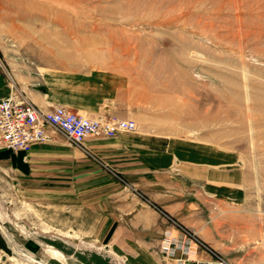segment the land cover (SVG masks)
<instances>
[{"label": "rangeland", "instance_id": "374dc122", "mask_svg": "<svg viewBox=\"0 0 264 264\" xmlns=\"http://www.w3.org/2000/svg\"><path fill=\"white\" fill-rule=\"evenodd\" d=\"M63 8L71 6L0 0V56L59 77L92 67L127 75L135 94L141 89L150 106L158 105L156 115L142 117L144 124L230 157L215 167L224 177L192 186L196 207H157L119 173L117 180H101L103 207L96 208L104 218L136 230L148 225L138 236L160 229L147 244L123 240L117 250L145 251L156 264L218 258L264 264V0H88L74 9L78 16L69 17V27ZM97 161L95 168H104ZM33 182L8 157L0 164V226L11 242L2 251L6 257L24 249L16 239H38V207L61 204L60 197L32 192ZM136 196L150 207H134ZM99 250L108 258L115 251ZM116 262L125 264L121 257Z\"/></svg>", "mask_w": 264, "mask_h": 264}, {"label": "crops", "instance_id": "0c3cea01", "mask_svg": "<svg viewBox=\"0 0 264 264\" xmlns=\"http://www.w3.org/2000/svg\"><path fill=\"white\" fill-rule=\"evenodd\" d=\"M2 57L0 63L11 82L0 69V98L14 87L42 109L60 105L89 117L133 119L138 129L112 137L87 136L82 147L70 145L60 133H54L51 139L35 143L27 151L0 150L2 166L8 157L21 175L36 181L30 189L32 192L62 198L61 204L38 207L42 227L38 239H16L24 249L14 250V257L2 254L11 242L0 226V264H23L21 253L41 264H117L118 257L125 264H156L145 251L117 250L123 240L147 244L150 237H160V229L154 231L157 235L149 236L148 232V237L138 236V230L149 226L136 230L133 223L128 226L110 217L104 218L96 208L103 207L99 195L101 180L119 173L157 207H196L199 194L192 186L198 181L213 183L216 176L224 177V169L215 167L229 161V155L219 154L208 145L184 142L144 124L142 117L156 115L158 105L154 102L150 106L141 89L135 94L134 83L127 75L105 67H92L62 72L59 77L42 74L18 58L3 57L1 61ZM96 159L108 170L96 169L93 163ZM134 199L137 202L134 207H150L143 205L137 196ZM119 233L123 238H119ZM102 246L115 249L113 257L102 253L99 250Z\"/></svg>", "mask_w": 264, "mask_h": 264}, {"label": "built area", "instance_id": "2783aa9c", "mask_svg": "<svg viewBox=\"0 0 264 264\" xmlns=\"http://www.w3.org/2000/svg\"><path fill=\"white\" fill-rule=\"evenodd\" d=\"M136 131L133 119L88 117L60 105L42 109L16 88L0 98V145L14 152L26 151L35 143L51 139L54 133L62 134L70 145L82 147L87 136L112 137L119 132ZM164 245V251L170 250L169 244ZM20 255L23 264H41L35 258L27 259L25 253ZM196 264L225 263L218 258L215 262L200 260Z\"/></svg>", "mask_w": 264, "mask_h": 264}, {"label": "bare ground", "instance_id": "6f19581e", "mask_svg": "<svg viewBox=\"0 0 264 264\" xmlns=\"http://www.w3.org/2000/svg\"><path fill=\"white\" fill-rule=\"evenodd\" d=\"M62 3H64V4H67V5H70L71 6V8H69V10L68 11H66L64 8V13L61 11V13H60V16L61 17H63L62 19L64 20L65 19V21H63V22H65V26L66 27H69L70 26V19H69V17H71V18H73V16L75 17V15H76V17L78 16V14H77V12L74 10V9H80V10H82V8L84 7V5H86L87 3H88V0H60ZM90 4V3H89ZM66 7V6H65ZM40 9V8H39ZM66 11V12H65ZM71 12V13H70ZM75 14V15H74ZM60 17V18H61ZM56 20H57V17H56ZM61 21V20H60ZM60 21H59V24H60ZM55 22V21H54ZM62 24V25H63ZM63 25V26H64ZM65 28V27H64ZM65 30H66V28H65Z\"/></svg>", "mask_w": 264, "mask_h": 264}]
</instances>
